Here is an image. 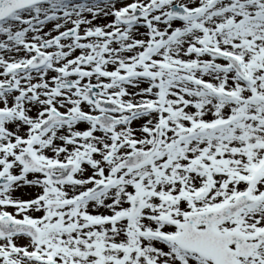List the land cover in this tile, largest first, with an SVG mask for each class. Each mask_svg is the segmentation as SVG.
<instances>
[{
  "label": "snow or ice",
  "instance_id": "6c2138e0",
  "mask_svg": "<svg viewBox=\"0 0 264 264\" xmlns=\"http://www.w3.org/2000/svg\"><path fill=\"white\" fill-rule=\"evenodd\" d=\"M0 264H264V0H0Z\"/></svg>",
  "mask_w": 264,
  "mask_h": 264
}]
</instances>
